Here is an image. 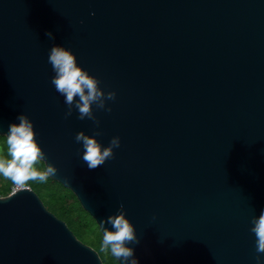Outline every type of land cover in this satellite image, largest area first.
Instances as JSON below:
<instances>
[{"label":"water","instance_id":"95a60500","mask_svg":"<svg viewBox=\"0 0 264 264\" xmlns=\"http://www.w3.org/2000/svg\"><path fill=\"white\" fill-rule=\"evenodd\" d=\"M53 46L116 93L110 112L93 105L98 127L75 108L65 118L51 84ZM21 114L58 168L49 178L102 236L100 222L123 204L138 264H256L264 0H0V136ZM80 131L101 132L105 147L118 136L120 147L90 170ZM0 264L103 262L24 187L0 197Z\"/></svg>","mask_w":264,"mask_h":264},{"label":"clouds","instance_id":"9594fccd","mask_svg":"<svg viewBox=\"0 0 264 264\" xmlns=\"http://www.w3.org/2000/svg\"><path fill=\"white\" fill-rule=\"evenodd\" d=\"M46 35L54 39L51 32ZM48 62L55 73L51 84L55 86L56 92L64 97L67 106L65 118L70 117L75 108L78 110L80 120L87 118L98 127L100 122L93 113V105L97 109L110 112L111 108H106V101H114L116 93L105 92L100 87L101 81L80 67L73 52L64 46H53L49 52ZM17 119L19 123L11 124L6 135L11 159L0 157V175L11 180L17 190H23L28 181L44 182L49 177L57 175L58 168L52 163H47L46 153L35 139L34 124L28 116L21 114ZM99 135H101L99 131L91 136L80 131L75 136L76 142L82 143L84 149L82 160L90 170L103 166L107 160L114 157V149L120 147L118 136L113 137L105 147L96 139ZM41 161L46 165L43 171L36 168V164ZM251 224L250 231L256 237V264H264L260 255L264 254V211H261L258 217H252ZM105 225H111V228ZM100 228L103 233V247L110 249L112 256L119 260V264H138L134 248L128 245L139 244V239L134 225L126 218L123 204L120 205L118 214L109 215L106 220L100 222Z\"/></svg>","mask_w":264,"mask_h":264},{"label":"trees","instance_id":"16d2710c","mask_svg":"<svg viewBox=\"0 0 264 264\" xmlns=\"http://www.w3.org/2000/svg\"><path fill=\"white\" fill-rule=\"evenodd\" d=\"M6 141L7 139L4 136H0V148L3 151V157L11 159ZM36 167L40 171H43L45 168L42 161L38 162ZM13 184L11 180L5 183L0 181V196L6 197L9 195ZM25 186L30 187L39 196L48 211L66 223L77 239L96 250L103 264H118L116 258L112 256L110 249L103 247L102 234L95 221L82 209L71 191L50 178L44 182L31 180ZM64 194H69L73 198L74 204L69 208L64 205Z\"/></svg>","mask_w":264,"mask_h":264},{"label":"rangeland","instance_id":"374dc122","mask_svg":"<svg viewBox=\"0 0 264 264\" xmlns=\"http://www.w3.org/2000/svg\"><path fill=\"white\" fill-rule=\"evenodd\" d=\"M0 157H2V158H4L3 157V151H2V149L0 148ZM37 168V167H36ZM41 169V168H40ZM9 179H6V178H4L2 175H0V181H3L4 183L6 182V181H8ZM25 187H28V186H25ZM30 188V187H29ZM16 189V186H15V184H13V186L11 187V192L12 191H14ZM10 192V193H11ZM1 197V196H0ZM64 198H65V202H64V205L67 207V208H69L72 204H74L73 202V198H72V196L71 195H69V194H64Z\"/></svg>","mask_w":264,"mask_h":264},{"label":"built area","instance_id":"2783aa9c","mask_svg":"<svg viewBox=\"0 0 264 264\" xmlns=\"http://www.w3.org/2000/svg\"><path fill=\"white\" fill-rule=\"evenodd\" d=\"M16 190V189H15Z\"/></svg>","mask_w":264,"mask_h":264}]
</instances>
